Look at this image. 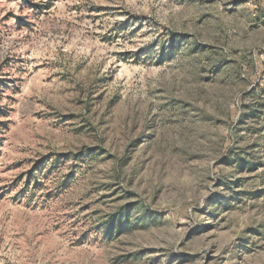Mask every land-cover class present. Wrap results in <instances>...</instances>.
<instances>
[{"label": "rangeland", "instance_id": "374dc122", "mask_svg": "<svg viewBox=\"0 0 264 264\" xmlns=\"http://www.w3.org/2000/svg\"><path fill=\"white\" fill-rule=\"evenodd\" d=\"M0 264H264V0H0Z\"/></svg>", "mask_w": 264, "mask_h": 264}]
</instances>
